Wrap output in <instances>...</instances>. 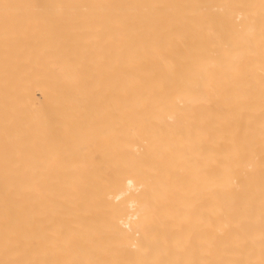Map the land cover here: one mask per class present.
<instances>
[{
	"label": "bare ground",
	"instance_id": "1",
	"mask_svg": "<svg viewBox=\"0 0 264 264\" xmlns=\"http://www.w3.org/2000/svg\"><path fill=\"white\" fill-rule=\"evenodd\" d=\"M0 264H264V0H0Z\"/></svg>",
	"mask_w": 264,
	"mask_h": 264
}]
</instances>
